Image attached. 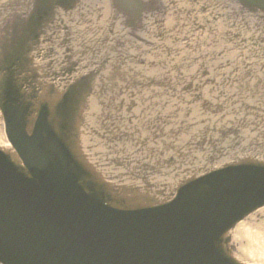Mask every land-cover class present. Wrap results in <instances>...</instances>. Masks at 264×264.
<instances>
[{"label": "water", "instance_id": "1", "mask_svg": "<svg viewBox=\"0 0 264 264\" xmlns=\"http://www.w3.org/2000/svg\"><path fill=\"white\" fill-rule=\"evenodd\" d=\"M129 1L0 0V264L264 262V79L240 95L227 89L235 77L254 82L257 71L229 57L226 41L214 72L188 60L196 90L211 84L218 92V104H207L217 119L202 116L198 144L162 139V123L154 137H139L138 97L126 78L170 70L171 56L162 65L161 42L138 49L114 33L132 40L162 23L166 33H188L165 23L172 8L155 12L147 2L140 13L148 27H100L105 7ZM222 1L257 35L233 43L238 31L233 48L247 46L259 59L264 0ZM192 10L199 27L209 24L206 8ZM152 81L143 79L142 94L182 111L170 100V79L165 89Z\"/></svg>", "mask_w": 264, "mask_h": 264}]
</instances>
